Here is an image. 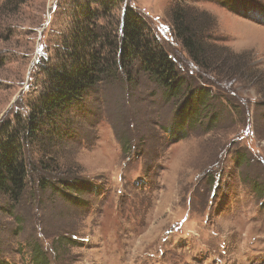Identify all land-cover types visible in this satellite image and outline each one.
Wrapping results in <instances>:
<instances>
[{
	"label": "rangeland",
	"instance_id": "374dc122",
	"mask_svg": "<svg viewBox=\"0 0 264 264\" xmlns=\"http://www.w3.org/2000/svg\"><path fill=\"white\" fill-rule=\"evenodd\" d=\"M119 1L115 18L126 6L139 12L189 86L220 85L173 36L176 0ZM185 3L214 19L204 38L231 56L245 54L244 70L259 77L211 87L216 123L186 130L178 141L164 132L174 104L147 75L136 70L131 83L123 77L98 84L59 121L70 130L51 155L62 176L70 171L101 194L63 199L41 189V179L58 177L34 170L40 156L29 146L25 193L9 212L0 197L2 261L28 264L36 243L49 264H264V23L208 0ZM66 8V0H24L12 20H0L14 30L0 39V123L37 96L30 79L36 46L41 40L47 51L65 31Z\"/></svg>",
	"mask_w": 264,
	"mask_h": 264
},
{
	"label": "trees",
	"instance_id": "16d2710c",
	"mask_svg": "<svg viewBox=\"0 0 264 264\" xmlns=\"http://www.w3.org/2000/svg\"><path fill=\"white\" fill-rule=\"evenodd\" d=\"M66 1L69 23L65 31L47 42V51L41 40L36 46V70L30 74H33L30 79L36 83V89L38 87L37 96L26 104L24 113L0 123V197L7 200L8 206L4 208L7 212L25 193L29 168L24 153L29 146L40 156L34 170L58 177L52 181L41 179V189L49 188L63 199L66 194L76 200L80 199V194H101L93 182L74 177L70 171L62 176L61 163L51 153L57 154L54 147H59L70 130L62 131L59 121L103 81L125 77L131 83L138 70L147 75L162 89L165 102L174 104L172 124L166 126L164 132L168 133L169 140L172 137L178 141L185 137L186 130L210 129L216 123L217 96L211 87L220 89L230 77L248 78L249 82L259 77L244 70L248 65L245 54L231 56L210 38H204L203 34L215 21L206 13L198 15L194 9H189L185 1L190 0H176V9L171 14L172 34L198 70L210 73L220 85L189 86L165 46L132 7H124L121 15L115 18L120 10L119 0ZM208 1L239 17L264 23V5L256 0ZM23 2L1 0L0 20H12ZM11 26L0 23L1 40H9L14 33ZM172 130H176L175 133ZM239 158L241 155H236L238 164ZM263 189L260 187L261 193L258 192L264 194ZM38 246L32 244L28 264H49L46 253ZM0 264L7 263L0 257Z\"/></svg>",
	"mask_w": 264,
	"mask_h": 264
}]
</instances>
